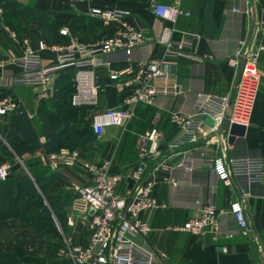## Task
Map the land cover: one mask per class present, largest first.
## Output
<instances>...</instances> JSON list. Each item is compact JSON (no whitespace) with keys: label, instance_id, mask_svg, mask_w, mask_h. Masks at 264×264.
I'll return each mask as SVG.
<instances>
[{"label":"built area","instance_id":"2783aa9c","mask_svg":"<svg viewBox=\"0 0 264 264\" xmlns=\"http://www.w3.org/2000/svg\"><path fill=\"white\" fill-rule=\"evenodd\" d=\"M65 1L75 4L89 0ZM148 9L155 21L152 25L153 38L147 36L145 25L128 11L90 7L86 15L91 22L106 25L118 23L119 28L93 44L81 43L71 37L67 29L60 30V34L69 36L70 41L66 46L52 48L57 55L55 63L48 67L43 66L42 55L50 47L44 41H38L33 49L24 39V47L18 58L0 60V92L9 94L0 100V118L14 112H25L30 119L23 99L12 90L34 86L45 89L52 83L56 73L66 67L74 69L71 105L96 107L101 89L96 83L95 69L105 65L104 56L120 51L129 58L135 48L150 41L163 47L167 54L186 57L195 62L214 59L212 55L196 54L193 47L199 42L198 36L182 34L178 39L173 38L174 24L178 17L189 15L183 13L177 4L149 0ZM3 13L0 8V50L6 41H17V34L3 22ZM128 18L133 21L127 22ZM239 44L240 50L236 57L244 54L246 60L231 113L227 117V130L221 132L220 127L226 118L228 97L198 92L190 101L187 112L170 114L171 122L179 128L177 135L167 144L171 152L185 146L198 145L201 141L208 142L214 136H220L222 142H225L232 125L245 129L250 126L262 80L259 58L264 53V22L256 30L253 47L246 50L244 41ZM232 62L237 66L238 59ZM9 66L18 71L8 73ZM109 80L115 82L117 88L126 89L128 94L122 100L121 108L106 109L94 114L91 130L97 138H101L108 127L125 126L132 118V110L136 106H151L156 97L179 94L174 66L157 57L112 72ZM37 97L45 99L48 92L44 90ZM206 118L213 121L212 127L205 123ZM157 120L156 116L152 122L156 124ZM204 127L207 130L203 131ZM161 137V131L153 128L139 138L135 167L126 174L117 172L108 160L97 163L85 161L76 150L45 154L47 164L55 171L63 166L77 170L83 176L82 182H72L65 188L71 193L70 210L80 217L86 240L84 244L65 240L58 254L62 261L68 264H165V254L157 251L150 242L151 222L147 217V214H153L164 207L156 196L158 181L155 178V172L163 165L159 151ZM178 167L188 173L198 168H209L225 187L259 184L264 178V162L261 157L208 158L200 153L198 157L183 158ZM9 172L10 166L7 163L1 164L0 181H4ZM128 180L133 182L130 188ZM165 183L178 186L173 178H166ZM229 210L239 228L247 230L244 204L234 201ZM221 214L222 210H218L212 200L198 217L187 220L173 230L192 236L206 233L215 236L220 228ZM67 225L75 226L72 215L67 217Z\"/></svg>","mask_w":264,"mask_h":264},{"label":"crops","instance_id":"0c3cea01","mask_svg":"<svg viewBox=\"0 0 264 264\" xmlns=\"http://www.w3.org/2000/svg\"><path fill=\"white\" fill-rule=\"evenodd\" d=\"M13 1L31 17L16 18L19 28L23 31L17 35V41H6L3 44L0 60L18 58L24 47L23 40L27 39V44L33 49L38 41H44L50 47L42 55V63L44 67L52 66L57 55L52 48L66 46L70 41L69 36L60 34V30L67 29L69 35L81 43L93 44L119 28L118 23L106 25L91 22L86 15L90 7L128 11L145 25L148 37L154 36L152 25L155 21L148 9L149 0H89L75 4L65 0ZM157 1L177 4L183 13L189 14L178 17L174 24L173 38L178 39L182 34L198 36L199 42L193 47L196 54L212 55L214 59L195 62L186 57L167 54L163 47L151 41L135 48L129 58L120 51L104 56L105 65L95 69L96 83L101 89V94L96 107L90 108L85 118L90 128L96 112L121 108L122 100L128 94L126 89L117 88L115 82L109 80V75L140 61L157 57L173 65L179 94L156 97L151 106H136L132 110V118L125 126L105 129L98 147L88 143L80 146L83 148L81 151L80 147H77L61 148L57 152L76 150L82 159L94 163L108 160L117 172L126 174L135 167L139 138L153 128L159 129L162 133L159 151L163 157V165L155 172L158 181L156 196L164 207L153 214H147V217L151 222L150 242L157 251L165 254V264H264V178L259 184L225 187L209 168H198L188 173L178 167L183 158L198 157L200 153H204L208 158L261 157L264 162V53H261L259 58L262 71L260 91L250 126L243 137H236L231 145L228 144V139L222 142L220 136H214L208 142L201 141L198 145L185 146L173 152L167 147L168 142L179 131L178 125L171 122L170 114L187 112L196 93L206 92L229 99L237 71V66L232 60L239 59L236 54L240 50L241 41L245 42L246 50L254 46L256 30L259 24L264 22V7L258 0ZM41 19L49 27V32L42 30ZM132 21V18L127 19V22ZM17 71L18 69L12 66L7 68L8 73ZM73 71V67L58 71L52 83L45 89L34 86L39 93L46 90L48 97L38 99L36 103L34 99L23 96L25 109L29 105L39 106L41 101L51 103L55 84L64 77L71 79ZM37 110L35 109L33 114L27 109L26 112L33 118ZM156 116L158 120L154 124L152 119ZM4 122L2 132L5 134L7 120ZM205 130L207 128L204 127L203 131ZM40 141L43 142V139ZM60 168L68 170L63 166ZM58 172L65 174L60 170ZM77 177L79 179V176ZM166 178L175 179L178 186L166 184ZM212 200L217 209L222 210L219 217L220 228L215 236L209 233L192 236L173 230L187 220L198 217L201 210ZM234 201L244 204L248 219V228L245 231L239 228L229 210ZM68 211L77 222L74 233L69 234V240L74 242L76 239V243L84 244L86 232L83 224L79 223L70 207ZM77 232L80 233L76 235ZM223 248L225 251H222Z\"/></svg>","mask_w":264,"mask_h":264},{"label":"trees","instance_id":"16d2710c","mask_svg":"<svg viewBox=\"0 0 264 264\" xmlns=\"http://www.w3.org/2000/svg\"><path fill=\"white\" fill-rule=\"evenodd\" d=\"M5 1H7L6 4ZM258 2L264 7V0H258ZM0 8H3L4 12L3 22L10 29L16 31L17 35L21 34L23 30L19 28L16 18L18 16H31L13 0H0ZM40 21L42 30L49 32V27L45 25V21L43 19ZM0 58H2L1 54ZM12 92L17 96L19 95L16 88ZM73 92L74 88L70 77H64L55 84L51 100L54 112L47 113L38 109L31 119H28L25 112H14L7 117L0 118L7 120L5 134L0 128V165L8 159H13L12 157H18L25 163L27 157L37 151L48 154L57 152L61 148L76 149L81 145L90 143L96 137L90 125L85 122L90 108L72 106L71 95ZM8 95L7 92H0V100ZM78 115H81L82 126H79L76 121V119H80ZM40 139H43V142ZM26 166L32 180L23 172H9L8 177L4 181H0V227L11 220L13 214H16L24 205L32 204L35 200L40 201L36 193L35 186H37L50 205L52 212L38 210L39 212L35 217L46 221L54 219V227H56V220L61 232L68 236L71 228L67 225V214L72 196L70 192L63 190L64 176L58 171L49 170L45 167L34 166L32 168L27 164ZM54 232V237L60 236L57 228L54 229ZM35 233L37 235L40 232L35 230ZM22 236L21 233H15L5 241L0 236V264L34 263L33 257L28 260L18 245ZM58 246L61 247V244H58L57 248H59ZM34 260H36L35 264H43L39 258Z\"/></svg>","mask_w":264,"mask_h":264},{"label":"rangeland","instance_id":"374dc122","mask_svg":"<svg viewBox=\"0 0 264 264\" xmlns=\"http://www.w3.org/2000/svg\"><path fill=\"white\" fill-rule=\"evenodd\" d=\"M6 3L7 1H5V4ZM4 48H5V45H4ZM16 92L19 94L18 96L20 98H22L23 96H26L28 99H32V100L34 99L36 103L38 100L37 96L40 94L39 90H37L36 87H17ZM39 105L40 107L38 105H29V106H26V109L28 110L30 114H33L35 109H41L47 113L54 112V106L50 103V101H41V104ZM78 116H80V119H76V121L78 122L79 126H82L83 121L81 119V115H78ZM0 120H1L0 128L2 129L3 126L5 125V122L3 119H0ZM99 139L100 138L95 137L90 143L93 146L98 147ZM81 149L83 148L80 147V151ZM12 158L13 159H8L5 162L10 166V172H15V173L23 172L31 180H32V177L28 171V167L26 166V164L29 166H32V168H34V166H41V167H45V168H48L49 170L54 171V169H52L47 164L46 156L45 154H43L42 151H37L33 155L28 156L27 159L25 160L26 164L22 160H20L18 157H12ZM59 170L65 173L63 175L65 178L63 190H65L66 192H69L65 188L66 185H69L72 182L80 183L83 181L82 174L77 170H74L72 168H69L67 171L61 168ZM77 176H79V179ZM35 188H36V193L38 197L40 198V201L38 200L37 202L35 200L32 204H29L27 206L24 205L20 210L17 211L16 214H13L12 219L7 221L5 224H3L0 227V236L2 237V240L5 241L7 238L12 237L13 234L21 233L23 236L21 237L20 243L18 245L22 248L23 254L24 256L27 257L28 260L33 257L32 259L34 263H31V264L36 263V260H34L35 258H39V260L43 261V264H64V263L68 264V262L62 261L61 257H59L58 254H59V250L62 247H64L65 240L71 242L69 240V238L71 237L70 233H74L75 228L70 227L71 228L69 232L70 235L65 236L59 230L58 228L59 226L56 220H55L56 227H54L53 217H52L53 220H50V221H46L42 219L39 220V218H36L35 216L37 212H39L38 210H42V211L45 210V211H49L50 213L52 211H51L50 205L45 200V197L41 193L40 189L37 186H35ZM37 204H40V205L37 206ZM69 214L70 213L68 211L67 215ZM77 219L80 223L81 221L80 217L77 216ZM73 220L75 219L73 218ZM56 228L59 231L60 236L55 235L56 237H54V234H55L54 229ZM35 230L39 231L40 233L36 235ZM77 230L80 231V228H78ZM78 233L80 232H77L76 235ZM75 241L76 239L74 240V242ZM58 244H61V247L58 246L59 248H57Z\"/></svg>","mask_w":264,"mask_h":264},{"label":"water","instance_id":"95a60500","mask_svg":"<svg viewBox=\"0 0 264 264\" xmlns=\"http://www.w3.org/2000/svg\"><path fill=\"white\" fill-rule=\"evenodd\" d=\"M245 55L242 54L241 56H239L238 59V64H237V71H236V75H235V79H234V84L231 90V93L229 95V99H228V108H227V112H226V118L223 120L221 127H220V131H226L227 130V125H228V120L227 117L230 115L231 113V109H232V105H233V101L235 98V94H236V90H237V85L241 76V72L245 63ZM205 123L209 126L212 127L213 126V121L210 118H206L205 119ZM246 129L242 126H238V125H232L230 127V130L228 132V144H233V142L235 141L236 137H243L245 134ZM25 169V168H24ZM26 170V169H25ZM129 183V188L132 186L133 182L131 180H128Z\"/></svg>","mask_w":264,"mask_h":264}]
</instances>
